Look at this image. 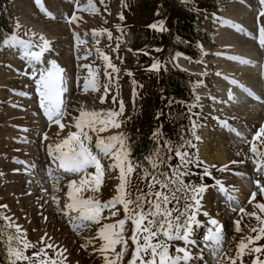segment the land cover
<instances>
[{"label":"rangeland","instance_id":"obj_1","mask_svg":"<svg viewBox=\"0 0 264 264\" xmlns=\"http://www.w3.org/2000/svg\"><path fill=\"white\" fill-rule=\"evenodd\" d=\"M1 1L15 31L17 12L27 9L28 13L24 15L31 22H42L41 24H44L47 30L57 28L55 32L52 30L57 37L64 34V43L59 42L61 43L59 52L49 53L46 59L64 60L62 68L65 69V75L68 78V92L64 94L67 99L68 115L62 123L74 125V118L79 117L80 111L85 107L93 108L94 111L102 114L109 110L119 111V102L123 101L125 111L117 118L121 126L119 128L109 127L107 131L99 135L107 138L123 134L126 138L125 143L130 149L129 159L133 164L139 165L128 176L130 180L128 191L132 192L133 196L138 191L147 192V181L143 178V173L145 169L151 171L148 158L154 156L158 147L166 156V151L163 149L165 140L171 141L173 146L187 141L195 145V147L189 145L185 148L193 160L189 166L193 174L184 177L186 182L195 184L203 182L211 186L218 180L228 190L227 193H223L217 190L218 186L209 187L201 201L202 211H205V204L210 216L224 226L222 247L216 249L217 252H213L214 248L205 245L203 236L209 226L207 225L208 217L201 215L204 221L201 223L204 227H194L192 239L196 243L192 245L193 259L190 264H231L229 258L235 259L236 264H254L257 257L264 261V251L249 252L251 248L264 246V239L257 240L255 243H249L247 240V237L258 235V231L253 232L252 229L258 230L264 227L255 216L248 215L255 212L261 219H264V212L256 208L257 204H264V194L260 193L254 183L259 180L264 186V168L259 173L255 170L256 165L253 160L257 157L251 151V146L255 143L257 150L264 152V136L260 140H254L255 133L264 125V103L261 104L257 114H253H256L253 117L251 113H245L241 108L232 110L233 112L222 110L223 107L218 109L214 106L212 98H202L199 93L202 86L215 93L216 80L213 75L215 65H211L212 68L208 69L210 65L207 60L217 58L219 45L216 36L222 29L224 11L229 6L240 4L238 0H103V3L101 0H93L98 9L97 12L82 10L86 7L87 0H79L81 10H77L78 6L73 0H41L43 8L54 18L46 15L36 0ZM249 2L264 25V16L260 15L264 6L260 4V0H249ZM215 8L219 9L220 14L214 13ZM74 12L79 19L69 23L68 18ZM120 14L123 15V20L119 18ZM183 14L197 15L195 28L201 32V37L196 48L203 57L202 60H193L186 56L188 60L190 59L189 64L192 65L186 62L185 65L189 68H185L177 61L176 63L183 70L196 69L194 72L204 73L207 78L203 77L204 84L196 86L193 91L195 96L200 98L199 101L193 95L194 98L192 97L187 105L172 100L166 87L170 69L176 68L177 53L171 56L172 50L159 45V34L165 31L172 36L173 27ZM153 24L157 27H150ZM24 30L26 29L22 30L23 33ZM93 30L103 31L104 34L94 38ZM108 32L112 34L111 40L108 38ZM74 33H79L80 38L86 41L79 48H77ZM175 40L174 38L173 43ZM181 41L187 44L186 40ZM117 45H119L118 51L116 50ZM97 49L100 53L108 55L111 62L119 69L118 73H112L110 90L103 103L101 102L104 94L103 87L98 92L91 89L88 92L83 91L85 80H90L93 76L98 78L101 85L108 82L105 76L106 62L102 55L97 53ZM13 51L9 48L0 50V206L7 205V208L0 207V213L11 217L15 224L20 225L26 233L27 240L36 244L37 248L41 246L39 244L41 237L50 234L56 242L58 241L65 247V253H69L70 258L67 259L66 264H105L99 251L104 241L98 238V230L103 224L109 222V219L101 220L100 224H89L77 231L74 226L78 221L70 222V216H75L76 213L72 212L70 216H66L62 211L70 202L66 196L70 180H79L81 177L74 174L64 176V179L60 180L59 191H54L49 187L41 188L40 182L52 186L50 177L47 175L49 168L54 169L51 167L53 163L48 153V146L54 147L61 143L70 132L78 130L70 126L61 131L58 125L50 124L39 105V95L36 92L34 81L24 74L26 70L31 72V69L27 68L25 61L16 51L17 54ZM86 51H91L92 55L87 59H78ZM225 54H228V51H225ZM153 64L158 65V70L152 68ZM80 65H89L93 71L92 76L88 68H82ZM107 71L112 70L107 69ZM222 83L227 88L229 82ZM20 93H27V95ZM114 96L116 97L115 103H113ZM187 118L191 120L190 123L187 122ZM193 121L197 125L195 129ZM222 122H227L229 127H224ZM229 128H235L243 134V137L237 136ZM149 132L152 139L157 140L158 145L152 156L143 158L136 154L134 144L141 136ZM193 132L200 137V140L195 139ZM45 133L47 139H44ZM89 135L93 137L91 147L94 152L97 136L91 132ZM204 152H208L211 157L215 158L221 153L223 157L216 158L214 162L209 163ZM113 162L108 158L101 160L104 174L99 191H84L83 198L92 197L105 202L117 194V186L121 180L118 168L109 169V165ZM225 166L227 170L222 171L221 169ZM205 168L211 173V177L206 176L201 181L200 176ZM88 172L94 173L95 169L90 168ZM34 173L36 177H33ZM11 190L15 192V197L10 194ZM253 192H256L257 196L249 203ZM226 195L234 196L239 203L229 202ZM53 196L58 197V205L52 199ZM180 206L181 208L184 206L183 199H181ZM240 208H243L244 212H241ZM114 210H118L119 215L110 219L118 221L120 216L124 217L121 205ZM103 215L109 216L110 213L105 210ZM198 219L200 220V215ZM235 221H240V231H236ZM3 223L4 221L0 220V224ZM126 225L128 228L127 231L124 230V234L129 237L133 226L131 221ZM41 233L43 235H40ZM242 239L247 244V248L242 256H238L239 243ZM175 244L183 246V243L179 241ZM82 245L88 246L85 248ZM128 246L129 250L126 258L123 257L122 262L124 263L122 264H128L131 259L134 249L131 240L128 241ZM34 250L29 249L27 254L31 255ZM120 250L121 246L117 245L116 251ZM172 251L174 252L175 249L173 248ZM48 252L49 255H54L51 249ZM108 255L111 258L113 254L109 251ZM0 258L2 262H5L4 264H8L4 252ZM117 264L120 263L117 262Z\"/></svg>","mask_w":264,"mask_h":264},{"label":"snow or ice","instance_id":"obj_2","mask_svg":"<svg viewBox=\"0 0 264 264\" xmlns=\"http://www.w3.org/2000/svg\"><path fill=\"white\" fill-rule=\"evenodd\" d=\"M77 4V10L79 8V0H73ZM38 5H41V10L46 15L52 17L51 13H48L43 8L41 0H36ZM103 3V0H101ZM260 4L264 6V0H260ZM82 10L89 12H97L93 0H87V5ZM261 16H264V10L260 12ZM54 18V17H52ZM121 20L124 19L120 14ZM79 17L75 14L68 18L69 23L76 22ZM223 24L230 25L229 21H223ZM21 25L17 23L16 31L10 34H5L3 39L0 40V50L9 48L15 50L20 58L26 62L27 68L31 69V72L25 71V75H28L36 85V92L39 95V105L43 110V114L46 116L50 124H56L62 131L65 127L74 126L78 131L70 132L69 135L61 142L48 146L49 156L52 158V163L56 165V169L49 168L47 175L52 181L58 184L61 179V174H74L79 175V180L72 179L69 182V191L66 196L70 202L65 205L63 214L70 216V213L75 212V216H70V222L78 221L76 230L87 227L89 224H100L101 220H107L111 217L119 215L117 209L118 205L122 206L124 217L119 219L116 223L103 224L98 230V238L104 241L99 251L101 252L105 264H122L123 257L128 250V241L131 240L134 245L131 259L128 264H190L193 259L190 246L194 245L196 241L192 239L194 234V227H204L201 221L198 219V215L208 217L206 234L203 236L205 245L214 249H220L223 242L222 226L219 222L212 218L207 211H202L201 201L204 198L205 193L209 187H217V190L223 193H227V189L224 188L221 181L216 180L214 185H206L203 182L195 184L192 182H186L184 177L192 175L189 166L193 160L188 151L185 150L187 146L195 147L191 144V141L182 142L173 147L171 141L165 140L163 149L168 153L165 158L164 154L160 151L159 147L153 157H149V163L151 165V171L144 170L143 178L147 181V192L138 191L135 196L132 192L128 191L130 180L129 174L133 173L138 164H133L129 159L130 149L127 147L123 134L112 135L107 138L100 136L109 129V127L119 128L121 123L117 118L120 117L125 107L123 101L119 102V111L109 110L106 113H100L96 111L81 110L79 117H75L74 125H66L62 123L67 112V99L64 94L68 92L67 76L65 75V69L60 67L55 60H46L45 53L50 51V42L42 35L37 34L35 31L29 29L20 35ZM152 28H156L157 25H150ZM163 30V28H161ZM104 33L103 31L93 30V37H100ZM109 40L112 39L111 32H108ZM76 38L77 48L86 41L80 38L79 33H74ZM87 35V34H85ZM38 36V41H37ZM255 38V37H254ZM120 39V37H117ZM259 44L264 47V27L259 29ZM119 45H117L118 51ZM97 53L102 55L103 60L106 62L105 76L108 78V82L101 85L98 78L93 76L92 79H86L83 85V91L88 92L91 89L94 92L100 91V88H104V94L101 97L103 103L106 96L109 93V85L112 82V73H118L119 69L111 62L108 55L100 53V50H96ZM91 51H86L83 56H79L78 59H87L91 56ZM221 55V54H217ZM229 60H238L244 64H250L251 61L245 60L236 56H227ZM82 68H88L89 74L92 76L93 71L89 65H80ZM153 69L158 70V65L153 64ZM107 69H111L109 72ZM217 75H220L217 73ZM227 79V77H225ZM232 84H237L235 80L231 81ZM241 87H243L241 85ZM250 96H254L255 99L260 100V97L255 96L250 89L244 88ZM21 95H27V93H20ZM199 97L196 100L199 101ZM215 100L216 98H212ZM229 99H235L231 92H229ZM116 102V97H113V103ZM198 106V105H197ZM224 127H229L227 122H222ZM197 127L196 122L193 121V128ZM237 136L243 137V134L237 131L235 128H229ZM25 131H27L25 129ZM95 133L97 136L95 142L96 153L92 151V135L89 133ZM196 140H200L198 135H195ZM264 136V125L255 133L254 140H260ZM44 139H47V134H44ZM251 151L255 154L257 159L253 160L256 165V171L261 172L264 168V152L257 150L256 144L253 143ZM175 153L177 164L171 163ZM108 158L114 162L109 165L110 170L119 169V179L121 183L117 186V194L110 200L101 202L98 199L89 197L83 198L82 193L84 191L98 192L102 183V177L104 174L103 165L101 160ZM24 163V162H20ZM233 163H236L233 161ZM199 166V164L197 165ZM34 167V165H32ZM94 168V173H89L88 169ZM167 168V171L163 169ZM222 171L227 170L225 166ZM211 177V173L204 169L200 178L203 181L204 177ZM215 179V178H213ZM259 188L260 193L264 194V186L261 185L259 180L254 182ZM158 186V190H157ZM54 191H59L54 185ZM257 196L256 192L251 194L249 203L255 200ZM229 202L239 203L238 200L232 195H226ZM52 199L59 204V200L56 196ZM181 199L184 201V206L181 208ZM171 205V207H169ZM0 207L7 208V205ZM261 212H264V204H257ZM107 210L110 215L104 216L103 212ZM234 211L236 209H233ZM244 212L243 208L239 209ZM250 216H255L260 224L264 225V219H261L255 212L249 213ZM0 220L4 223L0 224V245L3 246L4 253L7 257L8 264H66L67 257L64 255L66 249L60 248L58 245L50 241L46 235L41 237L37 248L36 244L31 243L26 238V233L23 231L20 225L15 224L11 217L5 216L0 213ZM131 221L133 226L132 234L129 237L124 235L125 225ZM236 231H240V221H235ZM14 229V231H13ZM253 232L258 231V235L255 237H247L249 243H255V241L264 239V227L252 229ZM182 242L183 246L176 245L175 242ZM91 243V241H89ZM120 245L121 250L116 251V246ZM88 245H82L87 247ZM175 249L173 252L172 249ZM247 248V244L242 239L239 243L238 256H242ZM29 249H35L31 255L27 252ZM51 249L54 255H49L48 250ZM111 251L113 254L110 258L108 253ZM264 251V246L254 247L249 249V252L261 253ZM231 264H236V260L229 258ZM254 264H264L259 257L256 258Z\"/></svg>","mask_w":264,"mask_h":264},{"label":"bare ground","instance_id":"obj_3","mask_svg":"<svg viewBox=\"0 0 264 264\" xmlns=\"http://www.w3.org/2000/svg\"><path fill=\"white\" fill-rule=\"evenodd\" d=\"M238 1H239L238 3H240V4L236 3V5L234 4L235 6L234 5L229 6L228 9L224 11V16L222 17V20L223 21H225V20L229 21L230 25L226 26L223 24V21H222V23H221L222 29L218 32V35L216 36V41L219 45V49L217 50V54L219 53L221 55H217L216 59L207 60L209 65H210L208 69L212 68L211 65H215V67H214L215 70H214V74H213L214 78L216 80V82H215V93H214V91H212V92L208 91V89L204 86L201 87V89L199 90V93L201 94L202 98H213V97L216 98L214 100V103H215L214 106H217L216 108H218V109H219V107H223L222 110L225 109L228 112L229 111L233 112L232 110H236V109L241 108L243 112H245V113L249 112L254 117L257 114V112L259 111V108H261L260 107L261 104L264 103V47H262L259 44V29L261 27H264V25L258 19L257 12H254L249 0H238ZM26 13H28L27 9L26 10L24 9L23 11L20 10V12H17V19H16L17 23H19V25L22 26L20 29L21 30L20 35L23 34V32H22L23 29H26V30H24L25 32L28 31L29 29H31V30L35 31L38 35L39 34L44 35L48 39V41L50 42V51L45 53V58L47 59L48 54L51 52L54 54H57L59 52V50L61 49V47H60L61 43L65 39L64 34H62V36H58V37L55 36V33H52V30H54V32H55V30H57V28L56 29L52 28L51 30H47L45 28L44 24H41L42 22H38V23L31 22V20H29L26 17V15H24ZM37 41H38V36H37ZM59 42H61V43L59 44ZM225 51H228V54H225ZM13 53L17 54L15 52V50L13 51ZM227 56L240 57V58H243L245 60L251 61V63L250 64H244L238 60H229L226 58ZM175 60L180 65H183L185 68H189L188 66L185 65L186 62H188V64H189V60L185 54L184 55H178ZM56 62L60 67L64 66L63 65L64 64L63 59H61V60L56 59ZM190 66H192V65H190ZM187 71H189V70H187ZM194 71H196V69L193 70V72ZM189 72H192V71H189ZM217 73H219L220 75H217ZM202 74L206 78L205 74L204 73H202ZM225 77H227V79H225ZM232 80H235L238 83L232 84L231 83ZM224 81L229 82V84L231 86L229 84H227V88L224 87V83H222ZM202 84H204V82ZM202 84H200V85H202ZM241 85L243 87H241ZM244 88L250 89L251 92L255 94V96L260 97V100L255 99L254 96H250L247 92L244 91ZM229 92L232 93V95L235 97V99H229ZM10 100H13V99H10ZM83 110L94 111L93 108H90V107H85ZM254 113H256V114L253 115ZM247 114H245V115H247ZM258 116H261V115H258ZM40 121H41V119H40ZM204 154H205V157L209 163L214 162V160L216 158H222L223 157V154H221V153L217 154L216 158L211 157L208 152L207 153L204 152ZM33 177H36L35 173L33 174ZM61 178L64 179L63 174H61ZM49 180L51 181L52 186H50V185L47 186V185L43 184V182H40L42 189H47L49 187L50 189L54 190V185L56 188L60 189V186H61L60 180L61 179L59 180L58 184H56L55 181H52L51 178H49ZM44 181H46V180H44ZM10 194L13 197H15V192H13L12 190L10 191ZM205 206L206 205L204 204L205 211H207V207H205ZM56 209H58V208H56ZM208 213L210 214L209 211H208ZM121 218L122 217L120 216V219ZM201 218H202V216L200 215V221L204 223L203 219H201ZM112 220L113 219H109L108 221L110 222ZM109 222H107V223H109ZM116 222H117L116 220L115 221L113 220L110 223H116ZM78 224H79V222L76 225H78ZM220 225L222 226V229H223L224 226L222 224H220ZM74 228H76V226H74ZM127 228H128V226L125 225L126 231H127ZM40 235H43V233H41ZM124 235H126V234H124ZM47 237L50 238V241H48V242H52L56 245L58 244V246L60 248L65 249V247L62 244L60 245L58 243V241L56 242L55 239L50 236V234ZM126 237H127V235H126ZM128 250H129V246H128ZM128 250H127V253H128ZM190 251L192 254L193 253V246L192 245L190 246ZM217 251L218 250H216V249L213 250V252H217ZM126 254L124 256V259L126 258ZM64 255H66L67 259L70 258L69 253H67V254L64 253ZM118 263H120V262H118ZM122 263H124V262H122Z\"/></svg>","mask_w":264,"mask_h":264},{"label":"trees","instance_id":"obj_4","mask_svg":"<svg viewBox=\"0 0 264 264\" xmlns=\"http://www.w3.org/2000/svg\"><path fill=\"white\" fill-rule=\"evenodd\" d=\"M213 11L218 12L219 9L215 8ZM197 20L196 14H183L179 20L174 25V34L172 36L168 35V32L163 31L162 34H159V45L162 48L168 47L169 50H172L171 56L174 53L184 52L190 55L194 59L200 60L202 54L196 49V45L199 42L201 37L200 32L196 31L195 22ZM14 32L13 24L11 23L10 18L7 16L6 11L4 10L3 3L0 0V40L3 39L5 34H10ZM174 38L176 39L173 43ZM181 38H184L187 41V44L181 42ZM200 78L195 76H190L177 68L170 69L168 77L166 79V87L170 98L179 103L186 104L191 101L193 97V88L197 81ZM195 97V96H194ZM193 97V98H194ZM187 122L190 123L191 120L187 118ZM157 140H153L151 133H147L144 136H141L139 140L134 144V150L136 154L145 158L152 156L157 148ZM175 147V146H173ZM168 153H166L165 158ZM173 159L171 163L173 165L177 164L175 158V153H172ZM167 171V168L164 169ZM4 252L3 247L0 245V255ZM0 258V264H4Z\"/></svg>","mask_w":264,"mask_h":264}]
</instances>
